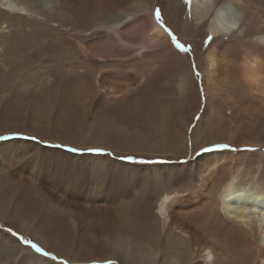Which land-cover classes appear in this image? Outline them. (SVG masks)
<instances>
[{
	"label": "rangeland",
	"instance_id": "obj_1",
	"mask_svg": "<svg viewBox=\"0 0 264 264\" xmlns=\"http://www.w3.org/2000/svg\"><path fill=\"white\" fill-rule=\"evenodd\" d=\"M153 1L151 13L163 17L169 0ZM250 7L264 17V0ZM165 25L168 44L139 59L116 37L110 50L100 30L70 32L0 9V264H207L174 239L184 221L200 228L194 241L212 242L208 235L227 248L229 264L263 263L256 230L214 204L233 172L244 185L264 174V77L258 86L232 72L207 80V55L241 67L249 54L229 40L214 50L208 34L179 37ZM82 36L110 52L85 57ZM98 74L110 89L129 86L131 75L143 86L116 102ZM164 183L181 194L169 230L152 198ZM219 256L211 264H225Z\"/></svg>",
	"mask_w": 264,
	"mask_h": 264
},
{
	"label": "bare ground",
	"instance_id": "obj_2",
	"mask_svg": "<svg viewBox=\"0 0 264 264\" xmlns=\"http://www.w3.org/2000/svg\"><path fill=\"white\" fill-rule=\"evenodd\" d=\"M100 1L101 2L97 1L98 3L90 8L91 5L89 0H0V9H2L4 14L14 17L42 16L47 23L58 22L63 25L67 24V26L70 27V32H90V35L96 30H100L108 34L106 45H109L108 42L114 43L116 37L128 50L131 48L132 50L129 52L137 54L139 59L145 58L152 50L156 49V51H158L160 50L159 47L161 48V46L166 45L163 44V42H168V32L167 30L165 31L166 22L179 37H185L190 31L197 37L205 33L211 38V42L214 44V50L224 47L226 44L224 42L229 40V43H227L230 47H232V45H242V52L249 54L250 57L244 58V63L242 62L243 66L241 67L221 65L220 60L218 62L215 60L216 55L214 52L207 55L208 57L205 58L202 67L207 80L211 81L213 77L217 75L222 76V73L232 72L236 73L239 79L242 80L243 78L249 84L256 83L254 85L258 86L263 83L264 56L260 52L259 46L264 48V17L259 18L255 10L251 8L252 6L250 7L253 0H189L188 5V0H169L167 4L170 5L169 10L167 9V5H164L166 9H163V17L159 12V15H157L158 13H151L152 9L155 7L153 0ZM125 2L128 3L124 4ZM84 4L85 6L83 7ZM169 17H171V19H169ZM81 39L79 51L85 57L91 59H94L95 56L99 57L98 53H106L110 52V50H115L112 44L109 45L110 50L107 48L101 49L99 46L98 48L94 47L92 43L93 40H90L89 37L86 38L82 36ZM191 42L194 43L193 40H191ZM172 53L174 52L172 51ZM227 62H231V60L228 58ZM148 63L149 61H144L145 66L150 67ZM180 72H185V70H180ZM187 78L188 75L186 74L178 76L177 88L180 92L186 91ZM96 79L100 87H107L106 89L104 88L107 93H111L109 91H112L111 94L119 95L113 100L116 102L124 101L127 97V93L132 94L143 86L141 77L135 75L129 77V86L118 87V90H114L113 88L114 86L116 87V82H113L110 89L112 82L110 83L102 74ZM108 134L110 133L108 132ZM218 162L219 160L216 159L212 164L207 163L209 171L215 172V164ZM237 175V171L233 172L230 178L222 184L217 198L215 197L216 200L214 205H217L218 209L231 222L238 223L246 229L249 227L255 229L259 234V244L264 249V183H261L264 182V176H262L264 175L263 171L262 169L257 171V178L253 184L254 186L239 183ZM168 181L172 182L173 185V181L169 179ZM170 186L171 183H164L163 187L159 189L161 192L152 196V198H156L157 212L161 217L163 230L165 228H172V221H170V219H172V216L177 215L175 210L173 211L172 209H174L175 205L179 204V196L181 195L180 192L176 190L170 191ZM254 215L257 216L253 218L252 216ZM183 224L182 226L180 224L178 229H176L177 234L173 235L177 237H172L179 241L177 242L178 244L186 245L187 249L190 252L192 251V253H194L195 249L196 252H202L204 257L203 261L207 264H211L218 255L221 256L225 264H229L230 257L227 248L208 235H206V237L212 239V242L208 240H201V242H198L196 239L194 241L193 238H195L197 234L195 230L199 231L200 228H195L190 223L186 224L185 221ZM251 224H253V226H251ZM148 251L150 250L148 249ZM125 254H127V252ZM139 254L141 255L142 253ZM152 255V253L149 254V257L151 258ZM126 257L127 256H125V259ZM143 259H145V257H136L134 258L133 264H136V262L137 264H143Z\"/></svg>",
	"mask_w": 264,
	"mask_h": 264
},
{
	"label": "snow or ice",
	"instance_id": "obj_3",
	"mask_svg": "<svg viewBox=\"0 0 264 264\" xmlns=\"http://www.w3.org/2000/svg\"><path fill=\"white\" fill-rule=\"evenodd\" d=\"M159 15V13L157 14ZM178 47H182L180 45H178ZM185 51H187V49H184ZM218 147H224V145H218ZM92 151H99V149H92ZM204 151H209V149H204ZM33 247H35V245H33ZM38 252L40 251L39 248L36 249Z\"/></svg>",
	"mask_w": 264,
	"mask_h": 264
}]
</instances>
